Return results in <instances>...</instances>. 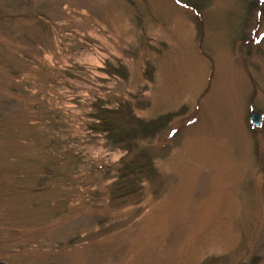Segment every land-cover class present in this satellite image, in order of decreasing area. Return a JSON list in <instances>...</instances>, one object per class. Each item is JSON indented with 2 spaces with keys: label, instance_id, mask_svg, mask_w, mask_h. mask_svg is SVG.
Returning a JSON list of instances; mask_svg holds the SVG:
<instances>
[{
  "label": "rangeland",
  "instance_id": "1",
  "mask_svg": "<svg viewBox=\"0 0 264 264\" xmlns=\"http://www.w3.org/2000/svg\"><path fill=\"white\" fill-rule=\"evenodd\" d=\"M104 109L182 116L139 137L142 173ZM252 112L260 0H0V264H264Z\"/></svg>",
  "mask_w": 264,
  "mask_h": 264
},
{
  "label": "trees",
  "instance_id": "2",
  "mask_svg": "<svg viewBox=\"0 0 264 264\" xmlns=\"http://www.w3.org/2000/svg\"><path fill=\"white\" fill-rule=\"evenodd\" d=\"M117 109L114 110H100L94 113L95 121L92 125V129L96 131V133H102L106 135L108 140H111L114 144L119 145L126 152H133L131 156H129L128 160H123L122 165L128 171H138L140 170L143 173V169H139L138 166L141 162H139L143 157L142 153L138 151H134L136 145H138V141L140 138L143 140H150L160 133L171 130L170 123L174 120L173 118L179 119L181 116H165L158 118L156 120L150 122H139L140 129L138 131H122L118 129V124L112 119L113 116L116 115ZM118 114V112H117ZM112 120H111V119ZM114 118V117H113ZM140 137V138H139ZM152 167L153 165L150 164ZM151 167H145L144 169L147 172V169ZM134 169V170H132ZM154 172V168H153ZM151 173V172H149ZM154 174V173H151Z\"/></svg>",
  "mask_w": 264,
  "mask_h": 264
},
{
  "label": "water",
  "instance_id": "3",
  "mask_svg": "<svg viewBox=\"0 0 264 264\" xmlns=\"http://www.w3.org/2000/svg\"><path fill=\"white\" fill-rule=\"evenodd\" d=\"M264 1V0H262ZM251 120L252 123L256 126V127H261L262 123H263V117L260 114H253L251 116Z\"/></svg>",
  "mask_w": 264,
  "mask_h": 264
},
{
  "label": "snow or ice",
  "instance_id": "4",
  "mask_svg": "<svg viewBox=\"0 0 264 264\" xmlns=\"http://www.w3.org/2000/svg\"><path fill=\"white\" fill-rule=\"evenodd\" d=\"M177 2H179V0H177Z\"/></svg>",
  "mask_w": 264,
  "mask_h": 264
}]
</instances>
